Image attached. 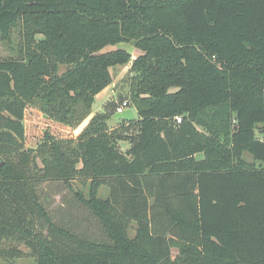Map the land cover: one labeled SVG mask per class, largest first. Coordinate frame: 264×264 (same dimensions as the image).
I'll use <instances>...</instances> for the list:
<instances>
[{"label": "trees", "instance_id": "trees-1", "mask_svg": "<svg viewBox=\"0 0 264 264\" xmlns=\"http://www.w3.org/2000/svg\"><path fill=\"white\" fill-rule=\"evenodd\" d=\"M16 27L0 57V264H264V0H0V41ZM128 63L134 120L112 127L104 106L25 150L27 106L77 127ZM48 183L97 231L53 220Z\"/></svg>", "mask_w": 264, "mask_h": 264}, {"label": "rangeland", "instance_id": "rangeland-1", "mask_svg": "<svg viewBox=\"0 0 264 264\" xmlns=\"http://www.w3.org/2000/svg\"><path fill=\"white\" fill-rule=\"evenodd\" d=\"M20 43V35H19V27L13 28L12 33H11V41H0V57H5L8 55H14L16 53L17 48L19 47ZM117 47H124L128 51L132 53V59L135 58L136 51L135 48L132 47L128 43H119L116 45ZM110 48V47H108ZM130 66V63H128L125 66H117L115 68H112V75H113V82L110 84L105 90V92L99 96L96 97L93 105H92V110L93 112H97L99 110H102L104 106L107 108H113L112 105L117 107L120 103V98L118 97V89L117 87H120L119 81L120 79L127 73L128 68ZM116 87V88H115ZM123 90V93L126 90L125 86L121 87ZM91 115V114H90ZM88 116L79 126L77 127H69L66 126L62 123H59L55 120L47 118L40 110L39 108L31 104L27 106L24 114V119H23V124L25 127V141H24V148L25 150H29L31 148H35L36 145L41 141L43 138L44 132L47 130L51 132L54 136L56 137H75L78 135L80 132V129L86 124L89 120ZM117 119L114 118L113 116L108 119V123L110 126H115L117 124ZM260 127L264 128V124H260ZM125 147H127V143L123 142ZM32 154V152H31ZM202 153H198L197 157H201ZM244 157L246 159H252V155L246 151L244 152ZM28 159V158H27ZM9 161H13L18 168L24 169L27 173H34L36 172L35 165L31 160H28L27 162H23V160L19 157H12L10 158ZM73 187L81 189L84 194L88 191V186H81L77 182L73 183ZM41 189H44L47 191L49 195V204H48V209L49 212L51 213V217L53 220L58 222V224L65 225L67 228L70 229V231L79 232L85 231L87 229L91 230H96L94 227H86L91 225V216L82 207H79L77 204H75L74 200L71 197H68L67 199L70 200L68 201L67 206H62L61 205V200H60V193L67 192L65 190L66 188L63 187L62 185H54L52 183H48L46 185L40 186ZM44 190H42V196H44ZM101 195L105 193V189H101ZM86 195V194H85ZM44 199V197H42ZM45 201V199H44ZM68 206H73L72 208H68ZM66 211H69L70 213L67 215ZM79 220H81L79 222ZM94 222V220L92 221ZM90 223L89 225H87ZM79 226L78 228H76ZM136 224L133 222L132 226L130 227L128 234L130 237H133L135 235V228ZM22 249L24 251H27V248L22 245ZM175 251V250H174ZM8 263V261H5ZM13 264H36L35 260L29 256L26 255L22 258L16 259L13 262Z\"/></svg>", "mask_w": 264, "mask_h": 264}, {"label": "water", "instance_id": "water-1", "mask_svg": "<svg viewBox=\"0 0 264 264\" xmlns=\"http://www.w3.org/2000/svg\"><path fill=\"white\" fill-rule=\"evenodd\" d=\"M113 117L118 120H134L136 118L135 110L132 107L124 109L122 112H114Z\"/></svg>", "mask_w": 264, "mask_h": 264}, {"label": "built area", "instance_id": "built-area-1", "mask_svg": "<svg viewBox=\"0 0 264 264\" xmlns=\"http://www.w3.org/2000/svg\"><path fill=\"white\" fill-rule=\"evenodd\" d=\"M128 102L127 101H123L122 103H120L115 112H122L124 109L128 108ZM177 121H180V117H176Z\"/></svg>", "mask_w": 264, "mask_h": 264}, {"label": "crops", "instance_id": "crops-1", "mask_svg": "<svg viewBox=\"0 0 264 264\" xmlns=\"http://www.w3.org/2000/svg\"><path fill=\"white\" fill-rule=\"evenodd\" d=\"M107 88H108V86L106 87V88H104L101 92H99L96 96H95V99H96V97L97 96H99V95H101V94H103L104 92H105V90H107ZM95 112H93V110L91 111V115H93ZM90 115V116H91ZM90 118V117H89ZM24 119V118H23ZM85 125V124H84ZM81 130V129H80Z\"/></svg>", "mask_w": 264, "mask_h": 264}]
</instances>
